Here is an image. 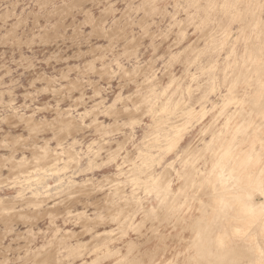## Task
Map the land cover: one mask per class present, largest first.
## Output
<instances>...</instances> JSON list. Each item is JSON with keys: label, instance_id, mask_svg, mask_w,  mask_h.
<instances>
[{"label": "rangeland", "instance_id": "obj_1", "mask_svg": "<svg viewBox=\"0 0 264 264\" xmlns=\"http://www.w3.org/2000/svg\"><path fill=\"white\" fill-rule=\"evenodd\" d=\"M262 163L264 0H0V264H264Z\"/></svg>", "mask_w": 264, "mask_h": 264}, {"label": "bare ground", "instance_id": "obj_2", "mask_svg": "<svg viewBox=\"0 0 264 264\" xmlns=\"http://www.w3.org/2000/svg\"><path fill=\"white\" fill-rule=\"evenodd\" d=\"M256 51H257V50H256ZM248 103H249V102H248ZM181 104H182V103H181ZM262 118H263V117H262ZM246 123H247V122H246ZM242 124H243V123H242ZM248 124H250L249 121H248ZM248 124H247V125H248ZM77 125H78V123H77ZM240 125H241V124H240ZM240 125H239V126H240ZM247 125H246V126H247ZM80 126H81V125H80ZM245 128H246V127H245ZM245 130H246V129H245ZM241 137H242V136H241ZM235 139H236V138H235ZM235 139H234V140H235ZM231 151H232V150H231ZM247 154H248V153H247ZM216 155H217V154H216ZM228 155H229V153H228ZM217 156H218V155H217ZM249 159H250V158H249ZM245 163H246V162H245ZM262 164H263V163H262ZM217 165H218V164H217ZM263 165H264V164H263ZM216 167H217V166H216ZM254 180H255V179H254ZM263 181H264V180H263ZM253 183H254V182H253ZM253 183H252V184H253ZM260 185H261V184H260ZM243 186H244V185H243ZM256 186H257V185H256ZM250 187H251V186H250ZM255 190H256V189H255ZM251 192H252V191H251ZM262 192H263V191H262ZM242 193H243V192H242ZM235 194H236V193H235ZM248 194H249V193H248ZM231 195H232V194H231ZM231 195H230V196H231ZM233 195H234V194H233ZM251 195H252V194H251ZM260 195H261V194H260ZM239 198H240V196H239ZM242 198H243V197H242ZM250 198H251V197H250ZM5 199H6V198H5ZM221 199H224V198H221ZM235 200H236V198H235ZM241 200H242V199H241ZM241 200H240V201H241ZM4 201H6V200H4ZM240 201H239V203H240ZM245 201H246V200H245ZM248 201H249V200H248ZM91 202H92V201H91ZM92 203H93V202H92ZM213 205H214V204H213ZM219 205H220V204H219ZM250 205H251V204H250ZM257 208H258V206H257ZM260 209H261V207H260ZM128 210H129V209H128ZM214 210H215V209H214ZM261 210H262V209H261ZM215 211H216V210H215ZM263 211H264V210H263ZM219 212H220V211H219ZM253 212H254V211H253ZM254 214H255V213H254ZM262 216H263V215H262ZM212 217H213V216H212ZM218 217H219V216H218ZM214 219H215V218H214ZM214 219H213V220H214ZM218 219H219V218H218Z\"/></svg>", "mask_w": 264, "mask_h": 264}]
</instances>
